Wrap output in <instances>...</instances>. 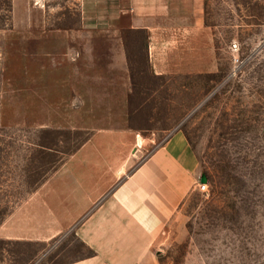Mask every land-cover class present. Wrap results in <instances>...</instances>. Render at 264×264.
<instances>
[{
    "label": "rangeland",
    "instance_id": "rangeland-1",
    "mask_svg": "<svg viewBox=\"0 0 264 264\" xmlns=\"http://www.w3.org/2000/svg\"><path fill=\"white\" fill-rule=\"evenodd\" d=\"M134 2L0 0V264L89 254L72 231L5 224L51 176L117 184L176 132L208 186L163 228L160 263L264 264V0H163L156 64Z\"/></svg>",
    "mask_w": 264,
    "mask_h": 264
},
{
    "label": "crops",
    "instance_id": "crops-1",
    "mask_svg": "<svg viewBox=\"0 0 264 264\" xmlns=\"http://www.w3.org/2000/svg\"><path fill=\"white\" fill-rule=\"evenodd\" d=\"M131 10L134 21L146 20L134 28L148 31L156 64L155 48L170 27L154 21L169 8L163 0H135ZM201 174L187 137L176 132L117 184L95 175L51 176L5 225H17L12 237L23 239L74 232L90 253L63 264H161L155 249L161 232L199 185Z\"/></svg>",
    "mask_w": 264,
    "mask_h": 264
},
{
    "label": "water",
    "instance_id": "water-1",
    "mask_svg": "<svg viewBox=\"0 0 264 264\" xmlns=\"http://www.w3.org/2000/svg\"><path fill=\"white\" fill-rule=\"evenodd\" d=\"M200 180L203 183H207V181H208L207 175L205 173H202Z\"/></svg>",
    "mask_w": 264,
    "mask_h": 264
},
{
    "label": "built area",
    "instance_id": "built-area-1",
    "mask_svg": "<svg viewBox=\"0 0 264 264\" xmlns=\"http://www.w3.org/2000/svg\"><path fill=\"white\" fill-rule=\"evenodd\" d=\"M199 185H200V187H201L202 190H206L207 189V186H208L207 183H203L201 181H200Z\"/></svg>",
    "mask_w": 264,
    "mask_h": 264
}]
</instances>
